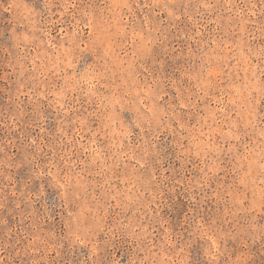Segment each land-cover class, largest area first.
Instances as JSON below:
<instances>
[{"label":"rangeland","instance_id":"obj_1","mask_svg":"<svg viewBox=\"0 0 264 264\" xmlns=\"http://www.w3.org/2000/svg\"><path fill=\"white\" fill-rule=\"evenodd\" d=\"M0 264H264V0H0Z\"/></svg>","mask_w":264,"mask_h":264}]
</instances>
